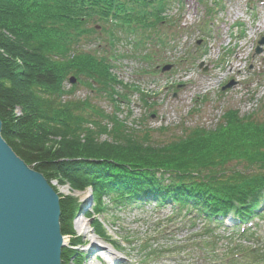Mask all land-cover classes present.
I'll return each instance as SVG.
<instances>
[{
	"label": "trees",
	"instance_id": "obj_1",
	"mask_svg": "<svg viewBox=\"0 0 264 264\" xmlns=\"http://www.w3.org/2000/svg\"><path fill=\"white\" fill-rule=\"evenodd\" d=\"M174 4L181 1L0 0L1 138L45 180L56 178L80 192L89 189L95 214L103 211L104 201L136 208L170 205L172 215H189L184 220L190 227L206 222V234L220 219L232 216L245 224L259 213L264 203V121L255 112L240 117L228 110L212 129L185 130L177 140L155 145L149 131L136 135L117 118L119 106L129 101L116 87L139 92L146 108L149 99L112 75L117 57L111 49L122 41L118 35L130 46L132 38L136 49L148 42L159 49L168 46V38L159 32L169 25L167 12ZM94 34L106 36L108 50L99 54L98 45L91 52L79 51V43ZM149 58L142 56L144 61ZM70 77L76 85L64 90ZM81 84L108 95L114 113L105 114L87 101L63 99ZM54 140L57 145L52 147ZM59 208L61 235L72 234L80 204L59 199ZM92 224L101 236V224ZM231 230L246 236L238 234L236 224ZM211 237L213 241L195 245L209 250V257L217 241ZM76 243L63 247L61 264L71 258L80 264L82 255L73 250ZM227 243L226 250L232 252L222 253L223 260L214 264H244L239 260L244 256H250L245 264H264L258 246L242 250L234 239ZM186 245L177 251L191 246Z\"/></svg>",
	"mask_w": 264,
	"mask_h": 264
},
{
	"label": "rangeland",
	"instance_id": "obj_2",
	"mask_svg": "<svg viewBox=\"0 0 264 264\" xmlns=\"http://www.w3.org/2000/svg\"><path fill=\"white\" fill-rule=\"evenodd\" d=\"M180 1V6L174 4L168 11L169 25L160 29L159 34L171 41L163 49L151 42L136 49L132 38H129L130 46L127 38L118 35L122 41L111 49L117 57L111 73L125 88L133 85L147 94L149 108L144 107L139 92L116 87L114 90L129 101L128 106L124 103L119 106L121 112L117 118L134 129L136 135L149 131V139L155 145L175 141L185 130L212 129L228 110L236 111L240 117L255 112L256 119L263 122L264 46H260L257 55L254 50L264 36V0ZM85 41L79 43V51L91 52L98 45L99 54L108 50L104 34H94ZM142 56H150V61H144ZM166 65L171 68L161 74V68ZM230 81L234 82L233 87L222 92L221 88ZM74 85L67 81L64 90ZM63 99L87 101L105 114L114 113L108 95L92 92L83 84ZM14 114L19 115L20 110L16 109ZM56 141L50 145L55 147ZM46 181L59 199L69 198L80 204L82 210L72 221L73 233L64 234L67 240L64 249L79 241L76 245L80 247L73 250L82 255L80 264H214L223 260L222 253L232 252L226 250L229 239L237 241L242 250L258 246L264 252V203L260 217L247 225L249 231L242 238L237 230L225 227L231 225L228 219L217 222L212 233L203 234L204 221H196L190 227L184 220V217L189 220V215L184 211L172 215L170 205L136 208L104 201L101 213H90L89 189L73 190L56 178ZM85 212L90 215L84 217ZM81 220L84 230L79 233L77 226ZM94 220L101 224V236L93 229ZM211 236L217 241L214 240L216 244L210 248L212 257H209V250L203 251L195 245L201 240L213 241ZM188 240L190 243H186ZM186 244L191 246L177 251ZM249 257L239 259L240 263H249ZM65 264L78 263L71 258Z\"/></svg>",
	"mask_w": 264,
	"mask_h": 264
},
{
	"label": "water",
	"instance_id": "obj_3",
	"mask_svg": "<svg viewBox=\"0 0 264 264\" xmlns=\"http://www.w3.org/2000/svg\"><path fill=\"white\" fill-rule=\"evenodd\" d=\"M59 217L58 196L4 142L0 121V264H61Z\"/></svg>",
	"mask_w": 264,
	"mask_h": 264
},
{
	"label": "bare ground",
	"instance_id": "obj_4",
	"mask_svg": "<svg viewBox=\"0 0 264 264\" xmlns=\"http://www.w3.org/2000/svg\"><path fill=\"white\" fill-rule=\"evenodd\" d=\"M83 224H84L83 220H81L79 225L77 226L79 233L83 232V230H84V225ZM66 243H67L66 236H62V245L64 246V245H66ZM91 247H95V244H91ZM98 251H100V250H98ZM96 253H98V252H96Z\"/></svg>",
	"mask_w": 264,
	"mask_h": 264
}]
</instances>
